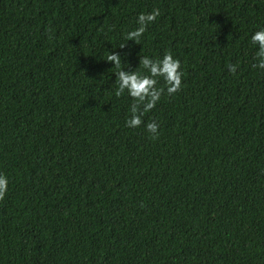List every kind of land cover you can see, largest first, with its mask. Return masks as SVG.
Returning a JSON list of instances; mask_svg holds the SVG:
<instances>
[{
    "label": "trees",
    "instance_id": "obj_1",
    "mask_svg": "<svg viewBox=\"0 0 264 264\" xmlns=\"http://www.w3.org/2000/svg\"><path fill=\"white\" fill-rule=\"evenodd\" d=\"M261 27L264 0H0V264H264ZM111 51L180 62L138 127Z\"/></svg>",
    "mask_w": 264,
    "mask_h": 264
},
{
    "label": "clouds",
    "instance_id": "obj_2",
    "mask_svg": "<svg viewBox=\"0 0 264 264\" xmlns=\"http://www.w3.org/2000/svg\"><path fill=\"white\" fill-rule=\"evenodd\" d=\"M160 15L159 9H153L151 12H141L136 17V24L133 30L125 33V40L136 42L145 32L146 25L155 21ZM252 44L257 46L254 54V68L264 69V27L259 28L250 36ZM124 45H121L123 47ZM104 61L111 62L115 71L112 72L117 81V87L114 94L120 96L127 93L133 98L134 103L131 104L129 112L130 116L126 119L127 127L135 128L141 125V117L149 110L155 107L156 102L160 99L161 94L166 92L171 95L181 87L180 62L173 57L169 52H166L161 58H150L143 56L139 58L141 70L126 71L122 67L121 56L115 51L107 54ZM229 71H234L235 66L229 65ZM163 81V86L158 87V81ZM158 124L155 121H150L145 124V130L157 135ZM8 187V178L0 174V198L4 196Z\"/></svg>",
    "mask_w": 264,
    "mask_h": 264
}]
</instances>
